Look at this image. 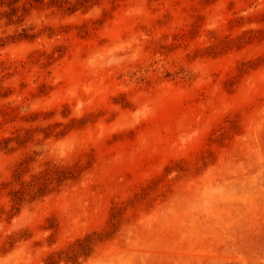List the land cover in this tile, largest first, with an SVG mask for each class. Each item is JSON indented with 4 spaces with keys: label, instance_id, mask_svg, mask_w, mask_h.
<instances>
[{
    "label": "rangeland",
    "instance_id": "rangeland-1",
    "mask_svg": "<svg viewBox=\"0 0 264 264\" xmlns=\"http://www.w3.org/2000/svg\"><path fill=\"white\" fill-rule=\"evenodd\" d=\"M0 264H264V0H0Z\"/></svg>",
    "mask_w": 264,
    "mask_h": 264
}]
</instances>
